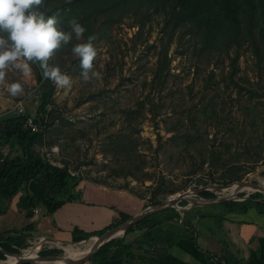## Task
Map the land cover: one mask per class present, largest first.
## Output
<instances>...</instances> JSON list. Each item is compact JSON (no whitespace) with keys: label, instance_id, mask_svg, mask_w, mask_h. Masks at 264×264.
<instances>
[{"label":"rangeland","instance_id":"obj_1","mask_svg":"<svg viewBox=\"0 0 264 264\" xmlns=\"http://www.w3.org/2000/svg\"><path fill=\"white\" fill-rule=\"evenodd\" d=\"M132 8L103 25L102 17L91 19V34L73 38L49 61L69 75L71 86L54 85L47 106L51 113L44 114L35 151L71 174L148 201H165L232 174L244 178L257 172L263 182L264 54L254 48L245 23L236 44L225 41L228 49L225 44L206 47L195 29H177L167 50L169 74L151 82L165 18L144 6ZM45 15H56L66 31L72 18L85 28L89 22L75 16L67 20L59 12ZM254 31L260 43L259 27ZM88 36H95L94 70L102 78L85 82L71 48ZM32 67L24 94L12 97L0 86V118L18 112L19 102L35 116L40 86ZM16 80L22 82L20 74L9 72L7 81ZM183 129L188 137L177 133ZM234 165L238 169L230 170Z\"/></svg>","mask_w":264,"mask_h":264},{"label":"trees","instance_id":"obj_2","mask_svg":"<svg viewBox=\"0 0 264 264\" xmlns=\"http://www.w3.org/2000/svg\"><path fill=\"white\" fill-rule=\"evenodd\" d=\"M141 6H144L146 11L150 10V13L160 14L165 18L151 82L166 80L169 74L167 50L172 41L173 33L179 28H185L187 32L195 29L202 36V42L206 47L217 48L219 44H225L223 47L228 49L230 44L225 41L236 44L241 34L242 23H245L248 33L253 37L251 39L255 43L254 48L264 54V0H70V2L69 0H43L41 10L47 15L56 12L66 14L67 20L71 16L79 17L81 18L80 20H89L86 31L90 35L92 32V20L97 21L99 17H102L101 24L103 25L108 21H113L115 15L121 18L128 11L133 10L132 7L139 9ZM260 20L261 24L259 25ZM170 24L172 26L168 30L167 27ZM256 27H259L262 36L260 43H257L254 38ZM36 67V78L40 86V102L33 117L34 121L42 128L46 123L44 114L48 115V113H51L47 106L51 102L54 84L50 80L43 79L41 69L38 65ZM29 116L30 114L26 113V111L25 114L15 111L0 118V196L10 199L21 191L18 206L25 211V216L27 217H31L33 209L42 202L46 203V212L49 214L53 213L66 200L75 198V193L79 190L78 185L83 180V176L80 174H71L66 166L60 167L52 164L35 151V146L42 142L43 131L42 129L40 131H32L27 127L26 121ZM177 131L183 137L189 136L186 129ZM232 168L235 171L238 169V165L232 166L230 170ZM235 173H238V171ZM262 174L264 173L262 172ZM37 178L42 183L41 196L31 193L28 188L29 182ZM240 179H242L241 175L233 176L232 174L227 180L210 179V182L227 184ZM257 182L260 184L262 179L257 178ZM207 183L204 182L203 184ZM243 194L241 193L240 196ZM200 196L204 198L215 197L210 191H202ZM161 201L162 199L153 197L148 204H157ZM185 204L186 202L183 201L179 203V205ZM217 206L221 207V214L223 212L242 213L251 207L256 209L257 212L264 214V195L254 192L249 194L244 200L226 201ZM164 212L175 213L172 218L179 217L177 208L170 207L137 221L127 228L125 234L134 231L137 227L149 229L160 224L163 220L156 218V215ZM129 217L128 214L119 212V218L112 220L107 227L97 233L82 232L75 228L72 230V241L78 242L88 238L90 235H101ZM167 218L169 217L164 219ZM217 218L220 219V215ZM18 239L19 236L8 235L5 241L0 242V247L2 250L12 253H18L19 250L13 248L11 244L21 248L28 247L29 244H23ZM118 242L112 238L104 243L91 256V259L94 261L95 258H98L99 262L105 260L108 256V249L116 245L115 250L117 252H120L125 259L133 260L136 256V251L131 250V244L124 241ZM60 253L61 251L57 249H42L40 251V254L45 256H53ZM0 259H5L2 251H0ZM224 259L226 262L229 260L241 262L230 252L225 254Z\"/></svg>","mask_w":264,"mask_h":264},{"label":"crops","instance_id":"obj_3","mask_svg":"<svg viewBox=\"0 0 264 264\" xmlns=\"http://www.w3.org/2000/svg\"><path fill=\"white\" fill-rule=\"evenodd\" d=\"M28 188L31 193L41 196L42 183L38 178L31 180ZM78 188L75 198L66 200L53 213H47L46 203L42 202L34 208L38 211H32L31 217L25 216V211L18 206L21 191L10 199L0 196V242L10 235L19 236V242L30 245L43 237V242L48 245L44 246L45 243L42 249H57L63 254V247L73 242V229L97 233L119 218V212L131 217L149 205L148 200L128 190L85 178ZM217 205L193 206L185 210L177 208L178 218H172L175 213L164 212L156 215L163 221L154 227H137L125 234L126 229L116 235V242L130 243L131 250L136 251L133 260L125 259L113 245L108 249L107 258L101 262L98 258L93 261L92 254L74 264H264V214L253 207L242 213L221 214V207ZM166 217L169 218L164 219ZM93 237L90 235L89 242L80 249L88 246ZM11 246L22 249L14 244ZM228 252L241 262H226L224 256Z\"/></svg>","mask_w":264,"mask_h":264},{"label":"clouds","instance_id":"obj_4","mask_svg":"<svg viewBox=\"0 0 264 264\" xmlns=\"http://www.w3.org/2000/svg\"><path fill=\"white\" fill-rule=\"evenodd\" d=\"M42 5L43 0H0V86H4L12 97L25 93L24 85L33 76V65L39 66L43 79L52 81L57 87L71 86L69 75L59 66L50 65L49 61L73 38L82 40L86 28L78 19L72 18L68 30L62 29L56 15L46 16L39 10ZM94 40L95 36H88L85 42L71 48L72 54L79 58L81 77L85 82L102 78L101 73L94 70L97 57ZM13 71L20 74L22 82L7 81L9 72Z\"/></svg>","mask_w":264,"mask_h":264},{"label":"water","instance_id":"obj_5","mask_svg":"<svg viewBox=\"0 0 264 264\" xmlns=\"http://www.w3.org/2000/svg\"><path fill=\"white\" fill-rule=\"evenodd\" d=\"M259 172V171H258ZM256 173L248 174L244 178L240 180H236L234 182H230L227 184L221 183H207L202 186L194 187L186 189L183 192L177 193L168 197L165 201H161L157 204H149L141 211L136 213L135 215L131 216L127 220L123 221L122 223L118 224L117 226L110 228L103 232L101 235L94 236L93 242L90 246L80 251L77 254H66L64 252L60 255H53V256H45L39 254L42 246L43 241L39 242L38 250L35 256H29L26 253L19 252V253H12L5 250L2 252L5 255V259L0 260V264H23V263H35V264H74L80 261H83L89 258L92 254L98 251V249L106 242L114 238L116 235L124 233V231L130 227L131 225L135 224L137 221L145 218L151 213L156 211L164 210L170 207L178 208L179 210H185L193 206H202V205H210V204H219L226 201L231 200H244L246 199L249 194L254 192H259L264 195V188L260 187L258 182L252 180V176L256 175ZM232 190L224 195H218L217 192L222 193L223 189H229L230 187ZM250 186L253 187V191L244 193L242 196L238 194L242 192L240 190L242 187ZM202 191H210L215 195L213 198H204L200 196ZM186 202L185 205H179L180 202ZM89 241V238L83 239L78 242H72L71 245L79 246L85 244ZM16 258L14 260V258Z\"/></svg>","mask_w":264,"mask_h":264},{"label":"built area","instance_id":"obj_6","mask_svg":"<svg viewBox=\"0 0 264 264\" xmlns=\"http://www.w3.org/2000/svg\"><path fill=\"white\" fill-rule=\"evenodd\" d=\"M16 109H17V111H18V113H22V114H25V108H24V106L22 105V103H18L17 105H16ZM26 125H27V127H29L32 131H40L41 130V126H39V124L38 123H36L35 121H34V117L33 116H29L28 118H27V121H26ZM53 150H56V148H53ZM34 211V213H37V209H34L33 210ZM94 238V237H93ZM43 241V237H39L35 242H32V244H30L27 248H22V249H20L19 250V252H23V253H27L29 250H31L36 244H37V241L38 242H42ZM46 243V244H45ZM45 244V245H44ZM43 245L44 246H47L48 245V242H43ZM14 247V246H13ZM43 247V246H42ZM48 247H50V246H48ZM51 248V247H50ZM42 249V248H41ZM37 252V251H36Z\"/></svg>","mask_w":264,"mask_h":264},{"label":"bare ground","instance_id":"obj_7","mask_svg":"<svg viewBox=\"0 0 264 264\" xmlns=\"http://www.w3.org/2000/svg\"><path fill=\"white\" fill-rule=\"evenodd\" d=\"M256 175H253L251 178L253 179L254 177H255ZM259 176L257 175L256 176V178H258ZM259 184V183H258ZM259 186L260 187H262V188H264V180H263V182L262 183H260L259 184ZM231 188H234V186H232V187H230L229 189H223V192L226 194V193H228V192H230L232 189ZM249 189V191L248 192H251V191H253V189H250L249 188V186H245V187H242L240 190H242V191H244L245 189ZM247 193V192H246ZM118 235H119V233H118ZM93 240H94V238H92V241H90V243H89V245L88 246H86L87 248L90 246V244L93 242ZM89 242V241H88ZM87 242V243H88ZM87 243H85V244H87ZM82 245H84V244H82ZM80 246L81 245H79V246H74V245H69V246H65V247H63L64 249H65V252H66V254H70V255H72V254H77V253H80V251H82V250H85V249H87V248H85V249H80ZM38 247H39V244H36L31 250H29L26 254H28L29 256H35V254H36V251L38 250ZM63 249V250H64ZM14 258V257H13ZM16 258H14V260H15Z\"/></svg>","mask_w":264,"mask_h":264}]
</instances>
